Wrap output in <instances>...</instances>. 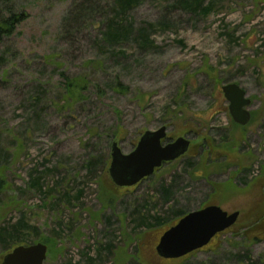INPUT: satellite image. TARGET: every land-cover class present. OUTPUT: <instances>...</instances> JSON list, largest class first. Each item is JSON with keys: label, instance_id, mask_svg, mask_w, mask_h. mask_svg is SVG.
Instances as JSON below:
<instances>
[{"label": "rangeland", "instance_id": "374dc122", "mask_svg": "<svg viewBox=\"0 0 264 264\" xmlns=\"http://www.w3.org/2000/svg\"><path fill=\"white\" fill-rule=\"evenodd\" d=\"M79 1L0 0V14L26 15L0 40V227L23 218L27 243H55L41 242L43 264H177L155 251L171 211L216 205L237 222L186 262L264 264V0H134L124 14L95 0L67 34ZM63 76L85 79L80 96H62ZM227 83L251 101L245 127ZM161 126L190 140L187 153L116 187L112 142L126 154ZM153 217L164 226H138Z\"/></svg>", "mask_w": 264, "mask_h": 264}, {"label": "water", "instance_id": "95a60500", "mask_svg": "<svg viewBox=\"0 0 264 264\" xmlns=\"http://www.w3.org/2000/svg\"><path fill=\"white\" fill-rule=\"evenodd\" d=\"M221 91L228 102L232 121L245 127L251 119L248 110L251 101L245 90L236 83H227L221 87ZM189 147L190 140L186 137L168 141L165 126L142 133L133 149L126 154L121 152L116 142H112L108 175L116 187L135 186L164 164L185 155ZM238 217V211L227 213L216 205L190 211L162 233L155 246L156 254L170 260L201 250L217 234L232 227ZM46 253L47 246L41 242L19 245L4 254L0 264H43Z\"/></svg>", "mask_w": 264, "mask_h": 264}, {"label": "trees", "instance_id": "16d2710c", "mask_svg": "<svg viewBox=\"0 0 264 264\" xmlns=\"http://www.w3.org/2000/svg\"><path fill=\"white\" fill-rule=\"evenodd\" d=\"M132 1L134 0H120L118 3V6L117 4H115V7H117L118 12L120 14H124L127 8L132 4ZM201 2L202 0H195L194 5L198 6L200 5ZM95 7H97V3L95 0H80L79 2L74 4L73 9L69 11L63 19V25H62L63 31L67 34L71 33L72 29L77 27L79 21H81L85 17H88V15L90 14L92 15L95 12ZM25 18H26V15L23 12L21 13L8 12V14H5V13L0 14V40L3 37H8L12 35L15 32L18 24H20ZM118 30L119 29H114V28L108 29L107 32L104 33L105 38L108 39L110 37L111 39H115L117 37H121L120 33H116ZM63 80H64V87H65V94L62 95L63 97L66 95H69L71 97H76L77 95L80 96L81 91L86 86V81L84 78H66L65 76H63ZM166 109L167 107L165 108V110ZM162 192L165 196H168V194L170 193L169 189L164 188V187L162 188ZM76 198H78V196H76ZM171 213L172 215H174L175 219L178 220L179 218H181L183 215H185L188 212H183L179 210V211H171ZM165 220H166L165 217H153L154 222L152 224H148L146 220L145 221L141 220L138 223V226L143 225L145 222V225L146 226L148 225L149 229L152 231V229H156L158 227L164 226ZM31 229L32 228L29 227V225L25 222L23 218L19 219L14 224L8 225L6 227H0V244L4 247V249L2 250L3 255L9 252L12 248L16 246L30 245L25 240L27 239L26 234H30ZM55 235H56V238L59 239L58 237L60 236V232L58 231L52 234L53 237H55ZM41 242L45 243L47 246H49L50 244H54L55 246V243L48 240V238L41 240ZM107 247L109 248V250H111L110 245H108ZM191 254L192 253L188 254L185 257L179 258V259H170L169 261H173L177 264H188L186 262V259ZM134 255H135V252L131 257L138 261L139 258L136 256L134 257Z\"/></svg>", "mask_w": 264, "mask_h": 264}, {"label": "flooded vegetation", "instance_id": "af4514ba", "mask_svg": "<svg viewBox=\"0 0 264 264\" xmlns=\"http://www.w3.org/2000/svg\"><path fill=\"white\" fill-rule=\"evenodd\" d=\"M167 138H168V136H167ZM170 140H172V138L170 139V138H168V141H170ZM168 164V163H167ZM165 165V164H164ZM162 167V166H161ZM160 169V168H159ZM145 180V179H144ZM143 181V180H142ZM141 181V182H142ZM136 186V185H135ZM135 186H132V187H127V188H133V187H135Z\"/></svg>", "mask_w": 264, "mask_h": 264}]
</instances>
